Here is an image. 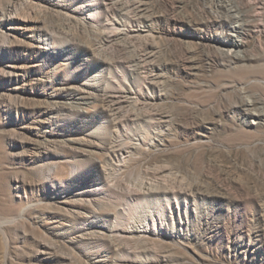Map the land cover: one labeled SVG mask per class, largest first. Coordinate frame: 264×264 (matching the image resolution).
I'll use <instances>...</instances> for the list:
<instances>
[{"label": "rangeland", "instance_id": "1", "mask_svg": "<svg viewBox=\"0 0 264 264\" xmlns=\"http://www.w3.org/2000/svg\"><path fill=\"white\" fill-rule=\"evenodd\" d=\"M183 1L177 0L175 14L178 16H183L184 6L185 11L199 12L215 10L217 3V0ZM148 2L150 13L157 12L160 18V26L155 29L158 30L155 31L158 55L147 58V52L140 48L137 39L122 42L124 47L120 52L105 48L108 54L102 52L101 55L107 60L124 61L135 73L134 82L152 65L173 62L171 71L160 79L157 93L162 98L155 107L160 114L157 117L162 116L168 128L156 129L152 145L139 147L127 166L117 168L116 190H139L142 182L159 180L169 189L198 186L206 200L205 208L211 209L212 205L225 213L222 209L225 200L240 203L249 194L256 199L259 210H263L264 119L258 125L249 126L236 110L251 101L252 109L264 112V0H251L242 10L250 34L241 52L243 58L236 62L233 61L235 56L214 54L202 47L189 52L186 58L190 62H186L188 67L185 68L181 61L185 48L162 40L160 36L164 38V35L158 33L166 18L173 16L169 10L171 0ZM73 12L69 0H0V264H92L80 243L65 234L66 227L47 219L64 215L65 199L69 203L77 192V188H71L66 193L54 194L55 190L75 180L70 168L76 158L61 142L44 140L42 132L47 129L46 125L32 117L50 101L45 99L41 85L38 87L34 82L35 76L28 81L21 78L22 66L26 63L18 59L36 44L30 38L31 32L51 34L58 48H67L73 53L82 46H93L96 43L94 32L75 20ZM125 12L140 20V12ZM32 19L39 23L34 31L24 33V26L33 23L28 22ZM140 30L142 34H138H146L145 29ZM179 30L182 35L195 34L186 21L181 22ZM218 32L221 29L214 30ZM125 44L130 46L127 48ZM57 118L63 128L78 123L63 112ZM138 129L134 126V131ZM201 130L205 133H200ZM115 137L114 140L122 144V138ZM90 158L96 157L87 156L85 166L94 160ZM56 168L55 173L50 172ZM87 169L96 171V164H88ZM96 175L86 172L79 178L89 180ZM122 191H118L120 196L112 198L101 196L99 211L107 213L118 207L134 215L150 203L145 200L131 207L125 204V199L122 201ZM191 212L195 215L194 210ZM215 222L213 219L211 223L217 225ZM257 230L264 232V217ZM221 235L225 242L221 237L210 240L205 235L199 241L188 243L155 236L121 243L131 252V264H264V235L256 241L263 252L246 257L229 249L225 231ZM101 237L106 236L101 234Z\"/></svg>", "mask_w": 264, "mask_h": 264}, {"label": "bare ground", "instance_id": "2", "mask_svg": "<svg viewBox=\"0 0 264 264\" xmlns=\"http://www.w3.org/2000/svg\"><path fill=\"white\" fill-rule=\"evenodd\" d=\"M69 1L74 9L72 17L92 29L96 43L89 48L82 46L73 53L67 48H58L53 35L31 32L30 38L36 44H32V50L24 57L18 58L26 63L22 66L24 73L20 74L21 78L28 81L35 76L34 82L37 86L41 85L45 99L50 101L47 107L39 108L32 117L39 124L46 125L47 129L42 132L44 140L61 142L76 158L74 163H70V172L75 180L55 190L54 194L66 193L71 188H77V192L71 196L73 199L69 203L65 199L64 215L47 219L56 220L66 227L65 234L80 243L92 264H131V252L121 241L129 242L147 236L188 243L199 241L205 235L214 240L215 236L221 237L222 231H225L226 243L236 254H245L246 257L263 252L256 241L264 235L263 230V233L257 230L264 217V209L259 210L256 199L249 194L240 203L231 197V200H225L222 203L223 213L212 205L211 209L205 208L206 200L202 198L203 194L200 195L198 186L169 189L163 181L148 180L139 185V190H118L123 192L122 201L125 199V204L131 207L150 200L142 212L133 209L136 211L133 215L128 209L118 207L107 210V213L99 211L101 196L112 198L119 193L114 178L117 168L124 167L139 147L152 145L156 129L164 131L168 128L167 121L162 116L157 117L160 114L155 107L162 98L157 93L160 79L171 71L173 62L152 65L143 76H138L139 81L134 82L135 73L124 61L107 60L101 55L102 52L108 54L105 48L120 52L124 47L122 42L135 39L147 52V58L153 59L158 55L159 43L155 35L158 30L155 29L160 26V18L157 12L150 13L148 0ZM250 1L217 0L215 10L209 8L199 12L194 9L185 11L184 6L183 16H178L175 13L179 2L171 0L169 10L173 16L166 18L158 33L164 35V38L160 36L162 40L185 48V57L181 60L183 68L188 67L186 62L190 59L186 57L189 52L202 47L214 54L235 56L233 61L238 62L243 58L241 52L250 35L245 23L246 14L242 11ZM125 11L140 12V20L134 19L133 14V17L126 15ZM36 19L28 21L33 23L24 26V33L36 28L39 23ZM185 21L195 34L182 35L179 27ZM140 29H145L146 34H138H142ZM216 29H221V32L214 33ZM65 98L68 101H63ZM253 105L248 101L236 110L249 126L258 125L264 119V112L252 109ZM62 112L75 118L77 125L61 127L57 117ZM134 126L140 131H134ZM200 133L205 132L201 130ZM115 136L121 137L125 145L114 140ZM87 156L96 158H90L92 161L85 166ZM88 164H96V171L88 170ZM56 170L50 172L55 173ZM86 172L97 175L89 178L90 181L79 178ZM77 178L80 180L77 181ZM193 210L195 215L191 212ZM213 219L217 225L211 223ZM101 234L106 237H101ZM220 240L225 242L223 237Z\"/></svg>", "mask_w": 264, "mask_h": 264}]
</instances>
